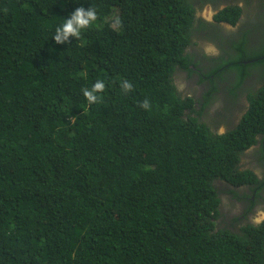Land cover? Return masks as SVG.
Wrapping results in <instances>:
<instances>
[{
	"label": "trees",
	"instance_id": "obj_1",
	"mask_svg": "<svg viewBox=\"0 0 264 264\" xmlns=\"http://www.w3.org/2000/svg\"><path fill=\"white\" fill-rule=\"evenodd\" d=\"M206 1L0 0V264H264V222L237 227L221 210L238 197L221 183L258 182L238 162L264 135V45L217 65L191 40L197 21L210 28L195 17ZM89 7L101 25L57 44L56 28ZM222 11L214 20L231 25L241 14ZM200 53L217 65L206 80L234 73L233 97L253 80L233 129L232 102L204 116L210 99L198 110L180 88ZM100 80L89 105L83 90Z\"/></svg>",
	"mask_w": 264,
	"mask_h": 264
},
{
	"label": "flooded vegetation",
	"instance_id": "obj_2",
	"mask_svg": "<svg viewBox=\"0 0 264 264\" xmlns=\"http://www.w3.org/2000/svg\"><path fill=\"white\" fill-rule=\"evenodd\" d=\"M263 2L264 1L262 0L209 1L208 6L213 11H217V10L222 11L228 7H233V8L238 7L239 9H241V14L239 15L238 20L236 22L234 21L235 22L234 25L229 24L225 20H213L212 26L209 29H205L203 33L200 35L203 38L201 40L205 39V42L199 41L198 46L200 48L201 47L204 48L205 53L207 55H210L212 61L218 63L217 65H220L223 61L227 60L230 57L235 58L242 56L239 53V51H243V54H248V55L257 53L256 52L258 49L257 46L264 45V41L259 38L262 37L264 39V27L263 29L260 30L258 35L255 34L254 29L252 27L253 15L254 14L259 15L264 22V4H262ZM247 7H249L247 14H243L245 8ZM227 12L228 10H226L223 14V17L226 20H228ZM197 22H196V26L199 29L200 26L197 25L198 24ZM248 30L249 33L247 34V36L244 37L242 32ZM214 32H217V34L219 35L218 38L214 37ZM246 39L248 41H246ZM206 40H213L209 45L211 46V48L208 50V52L205 49L206 48L205 46L208 44ZM241 40L243 41L242 48L240 47V43H239V41ZM199 56L202 60V63L199 66L201 71H198L197 69L192 68L191 66L190 69L193 70V72L191 73V78H195L193 80L195 81L196 85L201 86V88H202V84L205 85V88H203L202 90L200 88L201 94L208 92V97L212 98L204 108V112H203V113L209 112V116H210L211 114H213L214 110L218 106H220V103L223 105L230 103L228 106L231 105L233 96L230 95L229 90L233 85L234 73H228V71H224L225 74H223V76L226 77L225 82H221L215 77H210L209 80H206L202 74H208L209 73L208 70L212 69L213 67H216L217 65L215 66L212 65L211 61L205 59L203 54L200 53ZM261 59L262 58H260V56L257 58V60L259 61H261ZM254 61L255 60H245L242 63L244 65L247 64L251 65L254 63ZM226 68H227L226 65L220 66L221 70ZM182 71L186 72L185 70ZM200 79L202 81H200ZM247 87H248V81L245 80V82L241 87V90L236 95L238 99L241 92ZM238 99L232 102V106L236 109H239L235 115L237 119L234 120V117L225 114L226 119L230 123L228 124L230 128L234 126V124L236 123L239 117L242 118L244 116L245 107L243 103L245 102V99L242 100L241 99L238 100ZM203 115L205 116V114ZM219 128L224 129V131L226 130V126L224 125H220ZM238 171L241 173L249 172L258 180V182L253 184L250 183L245 184L241 182L234 183L236 181H240V179H238L236 181H233L232 184L226 182L221 183V186H223L224 188V190H221L222 192L231 190L234 193H236V196H238L237 198H235L233 197L232 194H230V197H232V200L230 199L231 204L230 202L223 203V201L221 200L222 201L221 210L225 214L237 218V221L240 222V225H238L237 227H240L243 224H252L254 226L259 225L260 223L264 222V137L262 138L258 136L256 138V144L250 146L248 149L242 152L238 162ZM257 193L258 196H256ZM246 195L250 196L249 199L246 197ZM226 196L228 195L224 194V197ZM237 227H235L236 230L238 229Z\"/></svg>",
	"mask_w": 264,
	"mask_h": 264
},
{
	"label": "clouds",
	"instance_id": "obj_3",
	"mask_svg": "<svg viewBox=\"0 0 264 264\" xmlns=\"http://www.w3.org/2000/svg\"><path fill=\"white\" fill-rule=\"evenodd\" d=\"M233 2V1H232ZM209 2L206 1L203 4H201L200 2V9H197V7L195 9H197V12L195 14L196 19H201L202 21H204L207 24V27H211L212 26V22L214 20L213 17H215L217 15L218 12H221L219 10L217 11H213L209 6H208ZM5 11H7V9H5ZM116 12V14H114ZM117 17V11L114 9L112 11V13L110 14V16L107 18L106 21H110L113 22V20ZM97 12L96 9L93 7H89L87 10H85L84 8H77L75 9L71 14L70 17L68 19L65 20V22L60 26L57 27L55 30V35L53 36V39L55 40V42L57 44H65L68 42L69 37L72 38H79L81 35V32L85 29H88L89 27H91L94 22L97 20ZM213 18V19H212ZM120 21L117 20L116 24L119 25ZM192 29H197L196 30V36L191 37L193 40L194 38L196 39H203L200 35L203 33V31L205 29H198V27L195 26L192 27ZM205 40V39H204ZM213 40H206V42H212ZM208 46L210 45L209 43L207 44ZM207 45L205 47H207ZM197 50H195L192 46H188L186 49V54H191V53H195ZM251 76L249 78H253V77H258V75L254 72H251ZM264 80V78L259 81V83L257 84L256 88L254 90H257L260 86L262 81ZM204 85V84H202ZM259 85V86H258ZM121 88L124 92H130L132 90V84L127 81L124 80L121 83ZM105 89V84L102 80L97 81L93 87L89 90V89H84L83 90V95L86 98L87 102L89 103V105L94 104V103H98L101 99V97L99 95H97V93H102ZM246 89H244L240 96L239 99H245V102L243 103L244 107H245V112L244 115L248 109V102H247V95L245 94ZM207 93V94H206ZM204 94H200L198 97H195V107L198 108V110L201 109V107L205 104V98H209L208 97V92H206ZM210 100L212 98H209ZM214 99V98H213ZM236 99V97L232 98V102H234ZM238 99V100H239ZM210 101H208L209 103ZM240 102V101H239ZM207 103V104H208ZM206 104V105H207ZM205 105V107H206ZM141 108L147 110L150 108V103L148 100H144L143 102H141V104L139 105ZM204 107V108H205ZM239 109L233 108V117L234 120H236V113ZM204 112V109H203ZM206 115H209V112L206 113H202ZM241 120V117L238 118V120L236 121V123L234 124V126L232 127V129L234 127L237 126V124L239 123V121ZM222 130V132H220ZM217 134L221 135L224 134L225 131L222 128H219L216 132ZM261 137V136H260ZM264 137V135L262 136V138ZM231 199V198H230ZM232 200V199H231Z\"/></svg>",
	"mask_w": 264,
	"mask_h": 264
},
{
	"label": "rangeland",
	"instance_id": "obj_4",
	"mask_svg": "<svg viewBox=\"0 0 264 264\" xmlns=\"http://www.w3.org/2000/svg\"><path fill=\"white\" fill-rule=\"evenodd\" d=\"M114 14H116V12ZM100 22L101 21H95L94 24H93V26H96V27L97 26H100L101 25ZM214 37H216V38L219 37V35L217 34V32H214ZM196 39L194 38L193 40L195 41ZM199 40L202 41V42L203 41L205 42V40H201V39H199ZM208 43L211 44V42H208ZM208 47L205 48L207 50V52L211 48V46H208ZM193 79H195V78H189V77H187V75H184L183 76V79H182V86H180V88L181 89L183 88L184 91H186L185 89L188 88L191 94H194L195 97H198L201 94V90L203 88H205V85H202V88H201V86L196 85V83H195V81ZM252 82H253V80L248 84V86H250ZM200 88H201V90H200ZM199 90H200V92H199ZM220 132H222V130ZM221 199H222L223 203L230 202V204H231V201H230V197L229 196H226V197L223 196V197H221ZM232 203H233V201H232ZM225 217H229V215L227 214V216H225Z\"/></svg>",
	"mask_w": 264,
	"mask_h": 264
}]
</instances>
